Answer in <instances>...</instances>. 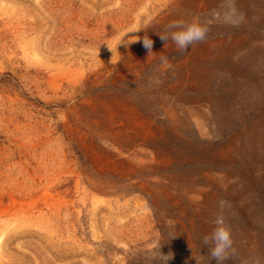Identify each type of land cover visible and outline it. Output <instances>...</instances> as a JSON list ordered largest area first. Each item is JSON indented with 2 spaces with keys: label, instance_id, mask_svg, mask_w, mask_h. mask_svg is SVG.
<instances>
[{
  "label": "rangeland",
  "instance_id": "rangeland-1",
  "mask_svg": "<svg viewBox=\"0 0 264 264\" xmlns=\"http://www.w3.org/2000/svg\"><path fill=\"white\" fill-rule=\"evenodd\" d=\"M220 4L0 0V264H215L222 199L225 264H264V0L159 35Z\"/></svg>",
  "mask_w": 264,
  "mask_h": 264
},
{
  "label": "clouds",
  "instance_id": "clouds-1",
  "mask_svg": "<svg viewBox=\"0 0 264 264\" xmlns=\"http://www.w3.org/2000/svg\"><path fill=\"white\" fill-rule=\"evenodd\" d=\"M209 16L211 18L195 14L188 20L179 19L169 22L166 25L167 34H159L160 39L164 42V46L171 40L175 45V51L184 53L192 45L207 40L210 27L214 22L232 28H239L245 20V14L236 7L235 0H221L220 6L213 9ZM143 44L149 53L152 52L153 41L150 38H143ZM218 206L219 211L210 221L213 227L210 233L202 236L201 243L207 249L210 261H215V264H225L226 260L236 254L231 229L227 225L224 215L225 208H231V204L222 199L218 202ZM170 258L163 254V260L166 264ZM243 264H262V259L259 256L250 257Z\"/></svg>",
  "mask_w": 264,
  "mask_h": 264
},
{
  "label": "bare ground",
  "instance_id": "bare-ground-1",
  "mask_svg": "<svg viewBox=\"0 0 264 264\" xmlns=\"http://www.w3.org/2000/svg\"><path fill=\"white\" fill-rule=\"evenodd\" d=\"M137 127V126H136ZM146 130V129H145ZM145 134H147V133H145ZM150 188V187H149Z\"/></svg>",
  "mask_w": 264,
  "mask_h": 264
}]
</instances>
